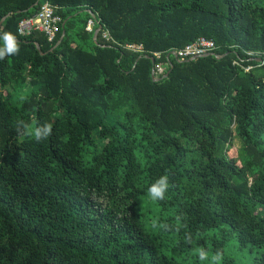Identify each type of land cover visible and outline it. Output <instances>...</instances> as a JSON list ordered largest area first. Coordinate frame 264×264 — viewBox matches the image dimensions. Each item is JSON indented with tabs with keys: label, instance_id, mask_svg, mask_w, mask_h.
<instances>
[{
	"label": "trees",
	"instance_id": "1",
	"mask_svg": "<svg viewBox=\"0 0 264 264\" xmlns=\"http://www.w3.org/2000/svg\"><path fill=\"white\" fill-rule=\"evenodd\" d=\"M38 2L0 0V34L19 47L0 60V264H185L169 245L231 241L264 264V0ZM48 2L57 40L22 38ZM202 37L214 55H172ZM18 121L51 123V136L21 137ZM162 175L154 232L138 210Z\"/></svg>",
	"mask_w": 264,
	"mask_h": 264
},
{
	"label": "built area",
	"instance_id": "2",
	"mask_svg": "<svg viewBox=\"0 0 264 264\" xmlns=\"http://www.w3.org/2000/svg\"><path fill=\"white\" fill-rule=\"evenodd\" d=\"M100 23L99 19L92 18L88 20L86 30L93 33L96 30L97 25ZM62 25V18L57 15L56 8L51 3H46L41 8L39 14L31 19H25L19 26V35L22 38H28L36 33L44 35L49 43H54L57 40V36L60 33ZM105 38L110 39V33H105ZM128 49L144 53V46L142 44H128ZM216 49V44L213 40L205 37L199 38L195 43L188 45L187 47L179 50H174L176 56L181 61L187 59H193L196 57L204 56L213 52ZM154 57H160L161 53H154ZM153 57V58H154ZM162 68L159 69V72Z\"/></svg>",
	"mask_w": 264,
	"mask_h": 264
},
{
	"label": "clouds",
	"instance_id": "3",
	"mask_svg": "<svg viewBox=\"0 0 264 264\" xmlns=\"http://www.w3.org/2000/svg\"><path fill=\"white\" fill-rule=\"evenodd\" d=\"M0 41H2V43H0V60L5 59L7 56L18 54L19 47L11 33L4 32L0 34ZM17 124V133L21 137L32 136L38 142L48 139L52 133L51 123H44L35 127L32 124H28L24 121H18ZM168 190L169 178L167 175H162L149 185L147 193L153 201H161L165 198V194ZM98 202L106 203L103 197L99 198ZM198 257L201 260H207L209 259V254L205 249L201 248L198 251ZM222 259L223 254L221 251H217L211 256L212 264H220Z\"/></svg>",
	"mask_w": 264,
	"mask_h": 264
},
{
	"label": "rangeland",
	"instance_id": "4",
	"mask_svg": "<svg viewBox=\"0 0 264 264\" xmlns=\"http://www.w3.org/2000/svg\"><path fill=\"white\" fill-rule=\"evenodd\" d=\"M85 19H86L85 15L81 14L80 19L77 22L78 29L82 27L83 21ZM54 112H56V111H54ZM96 138H97V136H96ZM243 146H244L243 142L238 137H236L235 146H234V149L232 150L231 154L234 155L235 157H237L238 152L243 148ZM138 214L144 218L145 223L147 224V229H149V230L154 229V232L158 231V228L157 227L154 228V226L160 220L161 213L151 198H147L144 202L141 203V206L139 207V210H138ZM234 245H235V241L229 242V245L225 248L224 253H222L223 259L226 257H229V258H234L236 260V264H250L252 255L249 254L248 252H243V253L237 252L234 249ZM209 246H210L209 247L210 249L206 250L209 254V259H207V260L199 259V257H198L199 249L191 251L190 253L188 252L185 254L181 253V254L175 255L172 253V244L169 245L168 249L164 251V255H166L167 257H170V258H174L175 260L182 262V263H185V264H196V263L212 264L211 256L214 254L212 243H210ZM223 259H222V261H223ZM222 261H220V264H222Z\"/></svg>",
	"mask_w": 264,
	"mask_h": 264
},
{
	"label": "water",
	"instance_id": "5",
	"mask_svg": "<svg viewBox=\"0 0 264 264\" xmlns=\"http://www.w3.org/2000/svg\"><path fill=\"white\" fill-rule=\"evenodd\" d=\"M42 2V0H39V2L36 4V6H34L33 8H36V7H38L39 5H40V3ZM92 15L93 16H95V13H92ZM10 16H12V14L11 15H9L3 22H2V25H1V27L3 26V24H4V22L10 17ZM65 25H66V23H64V25H63V28L65 27ZM103 26L101 25L100 26V28L96 31V33H95V40L97 41L98 40V37H99V33L103 30ZM64 36H65V32H63V35H62V37L60 38V40H59V42L50 50L51 52H53L59 45H60V43L63 41V39H64ZM16 43H18V41H15ZM37 50L40 52V53H42L41 52V48H40V46L37 44ZM42 55H44V54H42ZM172 55L174 56V57H177L176 56V53L175 52H172ZM211 55H214L213 53H208V54H206V55H204V56H200V57H206V56H211ZM200 57H196V58H193V59H191V60H196L197 58H200ZM148 58H150L153 62L155 61V59L152 57H148ZM191 60H189V61H191ZM262 59H260V61H261ZM135 66H136V64H135ZM135 66H134V68H135ZM170 72H171V70H169L168 72H167V74L163 77V78H167L169 75H170ZM154 72H153V79L154 80H160V79H155V77H154Z\"/></svg>",
	"mask_w": 264,
	"mask_h": 264
}]
</instances>
